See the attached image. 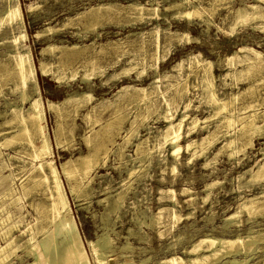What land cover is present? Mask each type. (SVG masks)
I'll return each mask as SVG.
<instances>
[{"label":"rangeland","instance_id":"obj_1","mask_svg":"<svg viewBox=\"0 0 264 264\" xmlns=\"http://www.w3.org/2000/svg\"><path fill=\"white\" fill-rule=\"evenodd\" d=\"M18 1L22 14V28L20 29L15 22L9 25L3 24L0 27V69L5 68L4 64H8L13 55L15 49L11 38L18 35L20 30L25 34V38L16 44L19 47L18 51L24 52L27 49L31 52L36 66L41 60L52 64L51 73L45 76L37 73L38 94L42 104L46 99L61 102L69 95L91 93V100L84 102L85 105L76 111L73 109L76 101L70 100L66 103L67 105L60 106L57 112L47 110L44 114L51 146L50 156L60 172V181L71 207V216L85 241L91 264L96 263L92 259L87 241L94 239L95 235L102 231L104 222L112 238L114 249V252L109 254L111 255L108 258L109 264H122L129 257L131 264H158L160 260L172 255L186 259L189 257L186 250L201 237L228 239L240 235L244 237L250 227L252 231L264 232V207H261L263 210L261 208L256 210L254 212L256 215L253 214L255 217L250 221L246 220L248 217L246 213L236 218L239 220L237 224L225 225L226 222L223 221L226 216L235 211L237 204L246 198L258 196L257 204L264 203V180H262L264 171L261 180L253 183H249L248 180L250 172L255 171L258 165L264 163V156L259 152V148L264 147V135L259 136V132L253 133L252 131L238 132L236 129L240 127L241 118L244 120L245 115L248 116L256 110V113L261 114L264 110V18L247 20L243 23L234 20V11L237 8L248 7L251 4H257V10L264 13V1L191 0L187 8L191 9V5H199L197 9L201 11V18L198 15L191 19L174 18L170 16L172 11L167 10L166 15H162L159 19L132 23H127L131 19L127 13V6L134 1L145 4L146 0ZM158 1H160L159 6L157 4L155 6L163 11V4L179 0ZM117 4L119 5L117 14L112 12L113 17H106L107 19L103 17L105 18L101 19L103 24H100L102 23L100 20L99 24L92 28L89 18L94 13L88 11L91 7L111 5L114 6L111 8H115ZM6 6L7 2L0 0V13H3ZM77 16H81L84 20L80 17V21ZM206 20H209V23ZM50 26L52 30L46 32L45 29ZM154 28L158 30L156 39L150 33V30ZM142 40L145 41L144 44ZM48 44L58 47L51 53L41 52ZM73 45H78L74 51L79 50L81 53L73 55L69 61H66L65 67L64 65L57 67L59 47L68 48ZM243 46L261 53L257 62L245 64L236 60L245 54L252 55V53L242 52ZM83 47H86V50L82 49ZM234 54V61L227 60ZM202 62L212 64L211 71L216 97L225 99L228 106L235 108L234 113L238 120L230 128H224L226 124L219 119L224 115L229 116V112L215 114L214 106L203 90L200 71ZM255 64L260 67L256 68ZM254 72L258 73L254 74ZM54 73L64 77L63 80L56 79L53 76ZM17 91L11 75L0 76V162L5 165L3 175L10 174L14 198H16L14 205H8L7 210L11 214L8 222L20 221L21 226L14 231L15 235H19V230L28 224H33L34 236L40 239L41 233L37 231L41 226L52 228V224L47 222L46 224L45 220L44 222L42 220L43 214L48 215L49 213L40 212L43 210L42 205L47 203V189L40 184L32 185L31 177L34 173L36 174L34 167L36 161H33L27 154L30 148L26 145L25 138L22 139L23 141L17 140L12 143L4 141L16 132L13 123L6 122L11 117V110L15 108L14 106L28 108L29 101L35 97L31 85L27 86V94L30 98L25 102L21 101L19 91ZM234 94L236 97L231 101L230 98ZM243 102L245 104H242ZM115 116H117V121ZM166 117H170L173 124H176L182 117L180 149L176 158L171 154L172 148L168 143L160 146L161 135L168 126L169 120ZM194 119L198 124L196 123L194 127H192L193 124L190 125L192 130L189 132V124ZM256 123L263 124L261 119H256ZM57 125L61 128L60 144H57L53 135V129ZM221 130L224 133H221ZM225 131L228 133L226 134ZM101 132L102 136L105 133L112 135L111 139L114 141L106 140L105 135L99 136ZM208 133H211L208 139L214 140L215 138L216 141L214 140L212 145H207L204 154H200L199 141ZM96 134L101 139L97 137L96 141L104 143L106 151L104 149L96 159L90 172V179H88L90 187H88L91 188L89 191L91 195L86 198H76L69 190V183L74 184L79 178L74 175L75 178L73 176V179L68 181L61 172V165L67 160L76 161L79 155L81 157L89 154L94 144L86 146V138L95 137ZM101 137L107 143L102 142ZM230 138L235 139V144L226 143ZM250 139L253 145L249 147ZM93 141L91 143L95 142ZM137 143L141 144L139 145L144 152L135 151ZM188 143L191 144L187 149ZM229 146L231 149L239 146L245 150L236 151L237 153L230 155L232 150ZM88 148L90 151L87 150ZM12 155L15 156L14 159ZM132 166L135 168L134 173L128 176L126 168ZM240 174H243V178L238 179L237 176ZM212 182L210 193L204 199L206 197L205 185ZM239 183L244 185L239 187ZM4 185L6 183L0 184V205L2 206L9 203V199L2 197ZM125 186H128L129 190H127L122 207L117 213H111L109 217H105L103 215L105 206L97 200L105 197L106 193L112 195ZM160 209L157 223L149 227H139L135 222V217L149 222L148 215H155ZM5 211H0V218ZM142 211H145L146 215L143 216ZM172 212L180 215V219L174 225L171 219ZM36 219L41 221H36ZM23 240L24 238L21 237L19 242ZM226 256L228 255L224 257ZM242 257V253L234 256L235 259L241 260ZM262 257V253L256 254L249 263L260 264ZM228 259L231 258H225L223 261ZM25 260L31 262L32 258L27 256Z\"/></svg>","mask_w":264,"mask_h":264},{"label":"bare ground","instance_id":"obj_2","mask_svg":"<svg viewBox=\"0 0 264 264\" xmlns=\"http://www.w3.org/2000/svg\"><path fill=\"white\" fill-rule=\"evenodd\" d=\"M5 1L7 2V6L3 10V13H0V27L3 24L9 25V24H12L13 22H15L18 24L19 28L21 29L22 28V23H21L22 14H21L20 6H19V1L18 0H5ZM162 1H164V0H162ZM255 1L258 2V1H264V0H255ZM159 2L160 1H158V0H146V3H145L146 5H145L143 3H140L139 1H134L129 6H127L128 7L127 13H129L130 18H131V19L129 18L130 20H128L127 23H132L134 21H146V22H148L150 20L159 19V18H161L162 15L163 16L166 15L165 12H167V10L172 11L170 16L174 17V18L183 17V18L191 19L192 17L197 16V15H198V17L201 18V14H200L201 11L199 12L197 9V6H199V5H197V6L191 5V7H192L191 9L187 8V5L190 4L191 0L190 1L189 0L168 1V3L166 2V4H163V7H162L163 11H161L157 6H155V4L158 5ZM207 2H208V0H207ZM112 5H113V3H112ZM118 6L119 5L117 4V6H115V8H111V7H114L111 5H100V6L98 5V6H95L93 8L91 7L90 10H88V11L94 13V15H92L89 18V19H91V24L93 26L92 28H95V25L99 24L98 22L101 19L103 20L106 17L107 18L111 17L112 12L114 13L117 10H119ZM123 6H121V7L124 8ZM160 6H162V5H160ZM211 6H209V7H211ZM121 7H120V9H121ZM257 8H258L257 4H251V5H248V7L237 8L234 11V20L238 23H243V21H247V20L251 21V20H256V19L257 20L263 19L264 13L258 11ZM121 11H122V9H121ZM80 14H81V12H80ZM116 14H117V12H116ZM123 14L124 13H122V15ZM202 14H204V13H202ZM82 15H84V13ZM86 15H88V14L86 13ZM122 15H120V17ZM124 16L125 15H123V17ZM77 17H79V16H77ZM80 17H79V19H80ZM83 17H85V16H83ZM103 17H105V18H103ZM126 17L128 19V16H126ZM206 19H208V18L206 17ZM70 20H72V19H70ZM82 20H84V19L82 18ZM80 21H81V19H80ZM204 21H202V22H204ZM206 21H207V23H209L208 22L209 20H206ZM89 22H90V20H89ZM84 23L86 24V22H84ZM91 24L89 23V25H91ZM100 24H103V21ZM255 26H257V25H255ZM86 27H88L87 24H86ZM51 30H52L51 26L48 27L47 29H45L46 32L51 31ZM45 31H43V32H45ZM84 31H86V30H84ZM150 31H148V32H150L151 35L153 34L155 36L154 38L156 39L158 30L156 28H154ZM18 33H19L18 35H15L14 37L11 38V42L13 43L15 51L8 61V64L10 66H8V64H4V67H5L4 68L2 65V67L4 69H0V76L11 75L12 80L15 84V88L19 91L21 101L25 102L30 98V96L27 94V86L28 85H31V90L35 94V97L31 98V100L29 101L28 108L23 109V108H19V106H18V108H19L18 109L16 106H14L15 108H13L11 110V114H10L11 117L6 122L7 123L12 122L13 126L16 127V132L11 137H9L8 139H5L4 141L6 143H12V142L17 141V140L21 141L22 139L25 138L24 140H26V143H27L26 145L30 148L29 149L30 151L27 154H29L31 156L33 161H36V166H34L35 170H36V174L34 173V176L31 177L32 178V185L33 184L34 185L40 184V185H43L47 189V198H46L47 203L45 202V204H43V205L41 204L43 210H40V212L41 211H44V212L47 211L49 214L48 215L43 214L44 216H43L42 220H43V222L45 220V223L47 222L48 224H52V228L51 227L50 228L49 227L44 228L43 226H41V228L38 229V231H37V233L38 232L41 233L40 239H37L34 236V232H33V226L34 225L33 224L32 225L28 224L22 230H19L20 231L19 235H15L14 231L16 229H18L19 226H21V224H20L19 220H17V221L14 220V221L8 222L11 218V214H10V212H8L7 209H8V205L11 206V205L15 204L16 198H14V192H13L14 190H13V187L11 185L12 181L10 180V174L3 175V169H4L5 165L2 164V162H0V184L6 183V185H4L3 190H2V194H3L2 197H3V199H5V198L9 199V203L6 204L7 206L5 204H3L5 206L0 205V211L6 210L5 214L3 216H1V218H0V264H91V259H90L88 252H87L86 245L84 243L85 241H83V239L79 233V230L77 228V225H76L73 217L71 216V212H70L71 207L69 204L68 196L66 195V192L64 191L62 184H61V181H60V172H58V169H56V167H55V165L51 159V156H50L51 155V146H50L49 138H48L47 131H46V125L47 124L45 125V115H44L47 110L57 112L60 106L66 104L70 100L76 101V104L75 105L73 104L74 105L73 109H74V111H76L79 107L84 106L85 103H87L88 101L91 100V93L90 94L83 93V94L69 95L68 97L64 98V100L61 102H59V101L53 102L51 100L46 99V101L43 102V104H42V101H41L40 96L38 94L37 73L39 72L43 76L51 73L50 71H51L52 64L49 62H46V60L45 61L41 60V61H39V65L36 66L32 60V56H31L32 54H30L31 52H29L27 49L24 50V52L18 51L19 47L16 44L18 42H20L21 40H23V38H25V34H23L22 31L19 30ZM175 35H177V34H175ZM141 42L144 44L145 41L142 40ZM77 46L73 45V46L68 47V48H66V46L65 47H59L60 49L58 48L60 50V52H59V56H58V62H57L58 66L57 67H60V66L63 67L65 62L69 61L73 55L81 53V52H79V50H78V52L74 51L77 48ZM57 47L48 44L46 46V48L43 47L41 52L45 53L47 51V52L51 53ZM86 47H83L82 49L86 50ZM141 47L142 46L140 45V48ZM79 48H81V47H79ZM242 52L252 53V55L250 56L248 54H245L244 56H242V58L238 57L236 60H238L239 63L250 64V63L255 62V61L257 62V60L261 57L260 56L261 53L255 51L251 48H247L246 46L242 47ZM234 57H235V54L232 55L227 60H233L234 61V59H233ZM60 62H62V64H59ZM263 65H264V63H263ZM263 65H262V67H263ZM211 66H212V64L210 62H208V63L202 62V66L200 67L201 68V70H200L201 71V84H202L203 90L205 91L207 98L211 101V102L210 101L209 102L212 103L214 106L213 107L211 105L215 110L214 113L218 115V114H223L226 111L229 112V116L224 115L221 118H219L220 121L223 122V124H226V127H224L223 125L222 126L227 129V128H230L233 125H235L238 118L236 117V115L234 113L235 112L234 107L228 106L225 99L216 97L215 85H214V81H213ZM258 66L256 68H258ZM64 67H65V65H64ZM59 70H56V71L58 72ZM263 71H264V68H263ZM237 72L239 73V71H237ZM256 73H258V72H254V74H256ZM59 75H57L56 73L53 74V76H55V78L58 79L59 81L63 80L64 77L59 76ZM252 75H253V73H252ZM83 79L85 80V77ZM249 85H250V83H249ZM248 92H249V90H248ZM235 97H236V95L234 94L230 98L231 101L234 100ZM130 99H132V97ZM143 99H145V97H143ZM208 99L207 100L205 99V100L208 101ZM248 100L249 99H247V101ZM254 100L256 101V99H254ZM247 101H246V103H247ZM249 102H251V100ZM262 103H261V105L264 104V103L263 104ZM242 104H245V103L243 102ZM229 105H230V103H229ZM253 105H255V104H253ZM141 107H142V105H141ZM252 107H254V106H252ZM256 112H257V110H256ZM256 112L252 111V113H249L248 116L245 115L246 113L244 114L245 118H243L244 120H242V118H241L240 127L239 128L236 127L238 132L239 131H242V132L252 131L253 133L259 132V134H258L259 136L264 135V110H263V112L261 111L262 113L260 112L261 114H258ZM66 113H68V112H66ZM112 113H114V112H112ZM118 113H120V112H118ZM117 116H115V118ZM242 117H244V116L242 115ZM166 118H168V120H169L168 126H167L166 130L161 135L162 141H161L160 146H163L164 144L168 143L172 148L171 154L173 155L174 158H176L178 151L180 149L179 137H180V130H181L180 124L182 122V117H181V119H179V121L176 124H173L170 117H166ZM89 119H91V118H89ZM94 119H92V120H94ZM96 119H97V117H96ZM131 119H130V121H131ZM256 119H261L263 124L258 125L256 123ZM116 121H117V118H116ZM196 123H197L196 119L192 120V122L189 124V127L192 124H193L192 127H194L196 125ZM113 125H114V123H113ZM107 129L109 130V128H107ZM113 129H115V128H113ZM202 129H203V126H202ZM220 129H222V128H220ZM95 130H96V128H95ZM191 130L192 129L190 127L189 132ZM110 132H111V130H110ZM134 132H135V130H134ZM222 132L223 131L221 130V133ZM225 133L227 134L228 132L225 131ZM53 135L55 137V140L57 141V144H60V141H61L59 139L60 135H61L60 125H57L56 128L53 129ZM104 135L103 136L106 137V140L114 141L111 139L112 135L110 136L109 133H105ZM130 135L132 136V134H130ZM209 135H211V133H208V135L206 137L201 138V141H199V148H200L199 152H200V154H204V152L207 148L206 147L207 145H210L211 143L216 141L213 134H212L213 135L212 137L214 138L215 141L213 139L209 140L208 139ZM99 136H102V132H101V135H99ZM95 137L89 136L86 138V141H85L86 146L87 145L91 146V144H94V145H92L91 151L89 150L90 147L87 149L90 151L89 154L87 153V155L85 154V156H81V157L79 155V158L76 159V161L75 160L74 161L67 160L65 163L62 162L63 164L60 163V165L62 164L61 165V172L68 181L71 178L73 179L74 175H77L76 177L79 178L78 181L74 180L77 183H75V182H74V184L69 183V190L74 195V197H76V198H79V197L86 198L87 196L91 195V194H89V191L91 188H89L90 186L88 185V179H90L89 175H90V172L95 165L96 159L101 155L103 150L106 148V145L104 143H101V141H96L98 135ZM107 138H109V139H107ZM98 139H100V138L98 137ZM92 140H94L95 142L93 141L94 143H91ZM102 140H103L102 142L107 143V141H104L103 138H102ZM234 141H235V139L230 138L229 140L226 141V143L232 144V143H234ZM127 142H129V141L127 140ZM72 143H73V141H72ZM111 143H113V142H111ZM139 144L138 143L136 144L135 151H138V150L143 151V149H141L142 147L140 146L141 144L140 145ZM153 144H154V142H153ZM190 144L191 143L187 144V146H186L187 149L190 146ZM248 145H249V147L253 145L251 139L248 141ZM231 146L233 147V145H231ZM192 147H195V146H192ZM148 150L151 151L150 149H148ZM230 150H232V152L229 154L234 155L233 153H237L236 151H242L243 152L245 149L239 148V146H238V148H234V149H231V147H230ZM105 151H106V149H105ZM259 152L261 153V155L264 156V147L259 148ZM133 153H134V151H133ZM136 154H138V152ZM147 154H148V152H147ZM139 155H138V157H139ZM12 156L14 159L15 156L14 155H12ZM142 156H144V155L142 154ZM142 160H143V157H142ZM139 163H141V161ZM139 165H138V167H139ZM99 166H100V164H99ZM256 166H257V164H256ZM134 170H135L134 166H132L131 168H126V173L128 174V176H131V175H133ZM263 171H264V163L258 165L257 169L255 171L253 170L250 172V179H248L249 183H253L255 181L257 182L258 180H261V175H263L262 174ZM29 173H30V171H29ZM31 173H32V171H31ZM242 175L243 174H240L239 176H237V178L240 179L242 177ZM74 178H75V176H74ZM262 178H264V177H262ZM28 179L31 180L30 178H28ZM8 180H10V182ZM262 180H264V179H262ZM246 182H247V180H246ZM243 183H244V181H243ZM212 184H213V182L205 185L206 197L204 199H206L207 196L209 195L210 188H211ZM242 185H244V184L239 183L238 186L242 187ZM128 186H125L123 188L121 187V189L119 191L115 192L114 194L112 193V195L109 193H106L107 195H105V197L97 200L98 203H103L105 206V210H104L105 213L103 214L105 217H109V215L111 213H117L120 210V208L122 207V204L124 203V199H125V196L127 194V190H129ZM26 187H27V185H26ZM23 188H25V187H23ZM169 192L172 193V191H169ZM257 198H258V196L252 197V198H246L243 201L239 202L236 206L235 211L233 213H231L230 215L226 216L225 219L223 220L226 222L225 225H227V224L229 225L230 223L231 224L239 223V220H237L236 218H238L242 213H246V216H248L246 219L247 221L248 220L250 221L251 219H253L256 215V213H254V212H256V210H259V208L264 207L263 202L261 205L257 204L258 203L256 200ZM190 199H191V197H190ZM193 200H194V198H193ZM160 212H161V209L155 215H153V214L148 215L149 216V222L146 221L145 219L139 218V217H135L134 219H135V222L137 223V225L139 227H141V226L149 227L153 223H155V222L157 223L159 221ZM260 212H261V210H260ZM141 213L143 216L146 215L145 211H142ZM261 213H259V214H261ZM253 214H255V215H253ZM188 215H190V213ZM257 215H258V213H257ZM261 215H263V214H261ZM45 216H46V218H44ZM103 218H102V221H103ZM40 219H36V221H41ZM171 219L173 221L172 224L174 225V223L180 219V215L172 212ZM107 223H108V221H107ZM223 224H224V222H223ZM251 229L252 228L250 227L249 232L248 233L246 232L247 235L244 237H240L241 235L237 236L235 238H231V239L216 238V237H210V236L201 237L196 242H194L188 250H186L187 255H189V257H187L186 259L181 258L182 256L180 257L178 255H172L170 257H166V258L160 260L158 262V264H245V263L257 264L254 262L253 263H249V262L252 260L253 256H255L256 254H259V253H262V256H263L262 259L260 260V264H264V232H261L260 230L252 231ZM101 230H102V231H100L101 233L100 232L97 233L95 235L94 239L87 241V246L89 247V249L92 253L91 254L92 259L94 260V262L96 264H109L108 258H109V256H111L109 254H111V252H114V249H113L112 238L110 237V235L107 231V225L105 222L103 223ZM21 237H22V239L24 238V240L20 243L19 240ZM125 241H127V240H125ZM127 248L128 247H126V249ZM129 249H130V247H129ZM240 253H242V255H243L242 260L241 259H235L234 256L237 254H240ZM225 255H228V256L224 257ZM27 256H31V258H32L31 262H27L25 260V257H27ZM225 258H231V259L223 261ZM129 259H130V257H129ZM129 259L124 260V262L122 264H131ZM109 260H111V259H109Z\"/></svg>","mask_w":264,"mask_h":264}]
</instances>
